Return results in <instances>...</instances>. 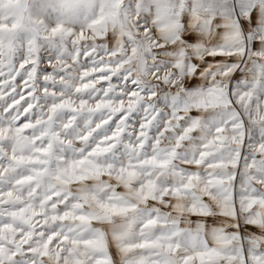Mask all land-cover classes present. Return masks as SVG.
<instances>
[{
  "label": "snow or ice",
  "instance_id": "obj_1",
  "mask_svg": "<svg viewBox=\"0 0 264 264\" xmlns=\"http://www.w3.org/2000/svg\"><path fill=\"white\" fill-rule=\"evenodd\" d=\"M0 264H264V0H0Z\"/></svg>",
  "mask_w": 264,
  "mask_h": 264
}]
</instances>
